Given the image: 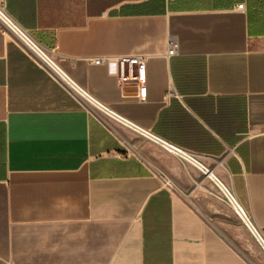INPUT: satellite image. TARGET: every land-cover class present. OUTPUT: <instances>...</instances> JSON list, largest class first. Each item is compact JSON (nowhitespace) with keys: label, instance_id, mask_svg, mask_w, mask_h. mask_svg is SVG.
Wrapping results in <instances>:
<instances>
[{"label":"crops","instance_id":"1","mask_svg":"<svg viewBox=\"0 0 264 264\" xmlns=\"http://www.w3.org/2000/svg\"><path fill=\"white\" fill-rule=\"evenodd\" d=\"M5 7L93 98L198 157L264 234V0ZM123 55L145 59L143 78H119ZM189 168L0 23V264H251Z\"/></svg>","mask_w":264,"mask_h":264},{"label":"built area","instance_id":"2","mask_svg":"<svg viewBox=\"0 0 264 264\" xmlns=\"http://www.w3.org/2000/svg\"><path fill=\"white\" fill-rule=\"evenodd\" d=\"M241 9L244 8L243 5L239 6ZM0 23L2 26H4L6 29L14 33L26 46L27 48L42 62L44 66H46L48 69H50L57 78H59L75 95L83 99L85 102L89 103L93 107H95L105 118L118 122L121 125L129 128L130 130L134 131L138 135H140L143 138H146L147 140L151 141L152 143L158 145L166 152L179 157L185 162H188L192 165H194L196 168H198L200 171H202L204 174H206L209 177H212L209 175L210 170L200 161L198 157L190 153L189 151L157 136L153 132L144 129L140 127L139 125L135 124L134 122L130 121L129 119L125 118L124 116L118 114L114 110H112L110 107L106 106L105 104L97 101L95 98H93L89 93H87L85 90H83L79 85H77L73 79L63 70L61 69L56 62H53V66L50 65L44 58V55L37 51L35 48L38 46L41 49H43L38 43H36L30 35L23 30L7 13L6 7H5V0H0ZM43 51H45L43 49ZM46 52V51H45ZM47 53V52H46ZM178 53V44L176 41L171 40L170 42V48H169V55H175ZM118 65H119V78L121 80L133 77V71L134 68H138V75L134 76L135 78H143V73L145 70V59L143 57L137 56V55H123L117 58ZM90 62L93 64H103L106 62L105 57H99V58H93L90 59ZM141 87L144 88V83L142 82ZM144 92L142 91V95ZM233 193V192H232ZM232 199L228 201L233 206L237 208H234L237 212V214L240 216L242 221L245 223L249 231L257 238L259 241L264 243V234L261 229H259L255 223L250 219L248 216L246 210L243 206L239 203L237 197L232 194ZM230 204V205H231Z\"/></svg>","mask_w":264,"mask_h":264},{"label":"rangeland","instance_id":"3","mask_svg":"<svg viewBox=\"0 0 264 264\" xmlns=\"http://www.w3.org/2000/svg\"><path fill=\"white\" fill-rule=\"evenodd\" d=\"M177 159L191 167L189 171H185L186 176L193 178L202 191L211 197L212 213L218 214L227 223V233L234 239L240 252L246 255L251 264H264L263 247L259 240L249 231L234 206L228 202L230 198L221 190L212 177L207 176L194 165L183 161L179 157Z\"/></svg>","mask_w":264,"mask_h":264},{"label":"bare ground","instance_id":"4","mask_svg":"<svg viewBox=\"0 0 264 264\" xmlns=\"http://www.w3.org/2000/svg\"><path fill=\"white\" fill-rule=\"evenodd\" d=\"M37 51H39V52H41L43 55H44V58H45V60L50 64V65H54L53 64V61H52V59L47 55V53L45 52V51H43V49H41L40 47H36L35 48ZM209 175H211L212 176V178H213V180L217 183V185L218 186H220V188H221V190L222 191H224L225 192V194L230 198V200H233L232 199V191H230L229 189H228V187H227V185L225 184V182L220 178V177H218L217 175H215L211 170H210V172H209ZM228 198V199H229ZM229 200V201H230ZM233 206V205H232ZM234 208H236L235 206H234ZM236 210H237V208H236ZM259 240V239H258ZM260 242V244H261V246L263 247V249H264V243H262L261 241H259Z\"/></svg>","mask_w":264,"mask_h":264}]
</instances>
